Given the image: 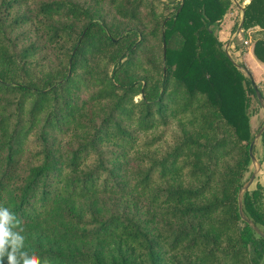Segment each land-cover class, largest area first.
Masks as SVG:
<instances>
[{
	"label": "trees",
	"instance_id": "obj_1",
	"mask_svg": "<svg viewBox=\"0 0 264 264\" xmlns=\"http://www.w3.org/2000/svg\"><path fill=\"white\" fill-rule=\"evenodd\" d=\"M234 7L0 0V205L41 264H264L238 209L263 109L217 34ZM241 29L264 64V0ZM263 197L241 203L264 234Z\"/></svg>",
	"mask_w": 264,
	"mask_h": 264
},
{
	"label": "clouds",
	"instance_id": "obj_2",
	"mask_svg": "<svg viewBox=\"0 0 264 264\" xmlns=\"http://www.w3.org/2000/svg\"><path fill=\"white\" fill-rule=\"evenodd\" d=\"M24 231L22 221L0 205V264H4L5 257L7 264H41L36 253L25 247Z\"/></svg>",
	"mask_w": 264,
	"mask_h": 264
},
{
	"label": "crops",
	"instance_id": "obj_3",
	"mask_svg": "<svg viewBox=\"0 0 264 264\" xmlns=\"http://www.w3.org/2000/svg\"><path fill=\"white\" fill-rule=\"evenodd\" d=\"M165 1V0H163ZM234 4V8L230 10V12L225 16L224 20L219 26L218 30V37L222 42H226V48L230 51H234V53L238 54L239 52L242 53L243 56V62H245L246 66L248 68H251L253 71L254 69L256 71H261V73H264V64L259 63L253 56H252V31L249 30L246 32V34L240 30L239 33L237 34V29L235 32H232V28L236 24V19L238 20V26L241 22V19L243 17V9L244 5H242L243 0H232ZM250 0H245V3H249ZM238 28V27H237ZM242 36V37H241ZM246 37V39H245ZM244 39L248 42L247 47H239L240 43L243 42ZM240 55V54H238ZM241 56V57H242ZM250 70V69H249ZM250 70V71H251ZM251 71V72H252ZM252 75V74H251ZM262 169L261 170V182L262 186L264 188V158L262 160Z\"/></svg>",
	"mask_w": 264,
	"mask_h": 264
},
{
	"label": "rangeland",
	"instance_id": "obj_4",
	"mask_svg": "<svg viewBox=\"0 0 264 264\" xmlns=\"http://www.w3.org/2000/svg\"><path fill=\"white\" fill-rule=\"evenodd\" d=\"M175 1H181V0H165V2H167V3H171V2H175ZM246 4H248V3H245V0H243L242 1V5L245 6ZM238 20L239 19H236V21H235L236 24L238 23ZM248 31H243V32L246 34V32H248ZM245 39H246V37H245ZM245 39H244V41L242 39L243 42L240 43L239 47H242V48L243 47H247L248 42ZM224 48H226V45H225ZM227 52H228L229 56L234 60L235 63H244L245 64V62H243V56H242L241 52H239L238 54H240V55H238V54L234 53V51L232 52V51H230V49L228 50V48H227ZM252 56H253V53H252ZM245 66H246V64H245ZM246 68L248 69L250 74H252L253 83L256 85L257 89L260 91V93L264 97V73L262 74L261 71L259 72V71H256L255 69L252 71L251 68H248V66H246ZM263 112H264V110H263ZM263 112L262 111H258L257 113L252 114V116H251V127H252V130H253L254 133L259 128V126L262 123H264L263 122L264 121V113ZM254 148H255L254 156H255V158L257 160V163L260 164V167L257 166V168L259 170L257 171L256 176H255L251 186L248 188L249 191L255 190L257 186H260L261 188H263L262 182H261V179H262L261 178L262 177L261 176V170H263V169H262L261 166H262V160L264 158V138H263V140L261 138L258 139L255 142ZM253 169H254L253 165L250 164L249 172L246 174V179H249V177L251 176V174L253 172ZM263 195H264V188H263ZM263 200H264V197H263Z\"/></svg>",
	"mask_w": 264,
	"mask_h": 264
},
{
	"label": "water",
	"instance_id": "obj_5",
	"mask_svg": "<svg viewBox=\"0 0 264 264\" xmlns=\"http://www.w3.org/2000/svg\"><path fill=\"white\" fill-rule=\"evenodd\" d=\"M182 1V0H181ZM242 24H243V17L241 19V22L237 28V34L239 33V31L241 30L242 28ZM225 52L227 53V55L229 56L228 52H227V49H225ZM253 89L255 91V95L257 97V100L259 102V104L261 105L262 109L264 110V102H263V99L260 95V92L259 90L257 89L256 85L253 83ZM264 133V123L262 125V127L260 128V130L258 131V133L255 135L254 139L252 140V142L250 143L249 145V157H250V160H251V164L253 165V172L251 174V176L249 177L248 181L244 184V186L241 188V190L239 191L238 193V205H239V215H240V218L243 222H245L257 235H259L260 237H262L264 239V234L262 233V231L257 227L255 226L249 219H247L243 213H242V203H241V198H242V195L243 193L248 190V188L251 186L255 176H256V173L257 171L259 170L257 168L260 167V164L257 163V160L254 156V153H253V148H254V145H255V142L261 138V135Z\"/></svg>",
	"mask_w": 264,
	"mask_h": 264
}]
</instances>
